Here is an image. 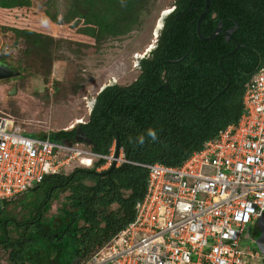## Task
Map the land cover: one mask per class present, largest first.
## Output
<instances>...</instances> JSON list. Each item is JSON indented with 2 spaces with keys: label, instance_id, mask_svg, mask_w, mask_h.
Wrapping results in <instances>:
<instances>
[{
  "label": "trees",
  "instance_id": "1",
  "mask_svg": "<svg viewBox=\"0 0 264 264\" xmlns=\"http://www.w3.org/2000/svg\"><path fill=\"white\" fill-rule=\"evenodd\" d=\"M150 1L67 0L66 11L50 17L57 25L67 24L66 33L79 35L96 51L102 42L137 29ZM31 5V0H0V28L24 38L25 55L34 46L47 55L54 37L44 35ZM174 6L155 47L137 58V77L125 86L108 84L96 95L87 121L49 134L53 141L80 143L99 154H108L118 138L127 162L100 171L104 159L95 158L91 166L46 175L15 205L13 199L0 202L5 264H57L61 259L59 264H85L134 219L147 190L146 165L182 164L241 116L246 85L264 66V0H210L202 35H212L221 22L225 31L237 26L234 39L223 32L211 40L199 36L205 0H174ZM237 43V51L227 54ZM78 128L91 143L77 140ZM150 130L156 133L154 141ZM60 200L58 213L50 214ZM71 244L75 252L63 256Z\"/></svg>",
  "mask_w": 264,
  "mask_h": 264
},
{
  "label": "built area",
  "instance_id": "2",
  "mask_svg": "<svg viewBox=\"0 0 264 264\" xmlns=\"http://www.w3.org/2000/svg\"><path fill=\"white\" fill-rule=\"evenodd\" d=\"M115 150V142L99 154L80 143L31 136L0 116V202L73 162L102 158L100 171L127 162ZM146 167L147 190L134 219L85 264H261V252L242 241L264 214V66L247 83L236 122L182 164Z\"/></svg>",
  "mask_w": 264,
  "mask_h": 264
},
{
  "label": "rangeland",
  "instance_id": "3",
  "mask_svg": "<svg viewBox=\"0 0 264 264\" xmlns=\"http://www.w3.org/2000/svg\"><path fill=\"white\" fill-rule=\"evenodd\" d=\"M31 1L37 22L45 29L44 35L53 36L54 40L47 55L35 46L25 55L24 38L0 28V61H7L20 71L18 76L0 79V116L14 119L27 133L46 135L87 121L93 101L104 85L125 86L137 77V58L148 55L155 47L159 20L162 27L163 15L174 5V0H151L150 11L145 13L137 29L122 38L102 42L95 51V46L82 41L79 35L66 33L67 24L57 25L50 17L62 15L68 7L67 0ZM68 35L70 38H66ZM76 165L71 163L64 172ZM24 195L14 198L13 205ZM60 205L61 200L55 201L50 214H57ZM15 210L19 215L20 207L16 206ZM263 223L264 216L251 223L249 237L242 241L245 247L259 251L253 238ZM75 249L73 244L69 245L63 256L69 258ZM7 254L0 250L1 263L7 262ZM53 254L58 253L53 250ZM260 262L264 264L263 259Z\"/></svg>",
  "mask_w": 264,
  "mask_h": 264
},
{
  "label": "water",
  "instance_id": "4",
  "mask_svg": "<svg viewBox=\"0 0 264 264\" xmlns=\"http://www.w3.org/2000/svg\"><path fill=\"white\" fill-rule=\"evenodd\" d=\"M210 6V0H205V7H204V10L202 11V13L200 14V17L197 21V31H198V34L200 37H202L203 39L205 40H211L213 38H215L220 32H223L224 35L226 36V39H234V36H233V31L234 29L237 27H233L229 30H223L222 28V24L221 22L218 24V26L216 27V29L214 30V32L212 33V35L210 36H203L202 33H201V22L203 20V18L205 17L206 15V12L208 11V8ZM239 48V44L237 43L236 44V47L229 53L227 54H231L235 51H237V49ZM225 54V55H227ZM224 56V55H223ZM223 56L221 57L220 59V65L222 67V69L224 70V67L222 65V58ZM20 75V71L16 68H13L12 66L6 64V63H3V62H0V79H6V78H10V77H14V76H18ZM230 81L228 82V85H229ZM107 85H104L101 90ZM95 102V100H94ZM77 140L79 141H85V142H89L91 143L92 140L85 134L81 131V128H78L77 129ZM116 150H115V156H118L119 152H120V141L119 139L117 138L116 141ZM115 166L112 165L110 168H108L107 170H111L113 169ZM264 216V214H263ZM262 216V217H263ZM254 241L257 245V248L258 250L261 252V254L264 256V223H263V228L261 230H259L255 235H254Z\"/></svg>",
  "mask_w": 264,
  "mask_h": 264
},
{
  "label": "clouds",
  "instance_id": "5",
  "mask_svg": "<svg viewBox=\"0 0 264 264\" xmlns=\"http://www.w3.org/2000/svg\"><path fill=\"white\" fill-rule=\"evenodd\" d=\"M148 136H150L151 139H152L153 141L156 140V138H157L155 131H151V130L148 132ZM139 142H140L141 144L144 143V139H143V137H140V138H139ZM120 149H121V148H120ZM106 170H107V169H106Z\"/></svg>",
  "mask_w": 264,
  "mask_h": 264
},
{
  "label": "flooded vegetation",
  "instance_id": "6",
  "mask_svg": "<svg viewBox=\"0 0 264 264\" xmlns=\"http://www.w3.org/2000/svg\"><path fill=\"white\" fill-rule=\"evenodd\" d=\"M174 7H175V6L173 5V9H174ZM173 9H172L171 11H169L167 14L165 13V15H163L164 17H163L162 27H163V24H164V18H165L170 12H172ZM162 27H160V29H161ZM0 62L5 63V62H7V61L1 60ZM6 64H8V62H7ZM12 67H13V66H12ZM13 68H15V67H13Z\"/></svg>",
  "mask_w": 264,
  "mask_h": 264
},
{
  "label": "bare ground",
  "instance_id": "7",
  "mask_svg": "<svg viewBox=\"0 0 264 264\" xmlns=\"http://www.w3.org/2000/svg\"><path fill=\"white\" fill-rule=\"evenodd\" d=\"M160 24H161V23H160V20H159V24H158L157 29H159V28L161 27ZM92 162H93V160H86V161H85V165H86V166H90V165L92 164Z\"/></svg>",
  "mask_w": 264,
  "mask_h": 264
}]
</instances>
